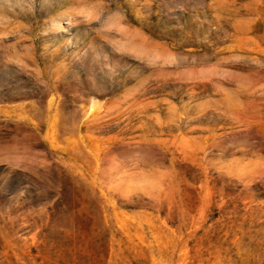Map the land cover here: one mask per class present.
Wrapping results in <instances>:
<instances>
[{"label": "rangeland", "instance_id": "rangeland-1", "mask_svg": "<svg viewBox=\"0 0 264 264\" xmlns=\"http://www.w3.org/2000/svg\"><path fill=\"white\" fill-rule=\"evenodd\" d=\"M0 264H264V0H0Z\"/></svg>", "mask_w": 264, "mask_h": 264}]
</instances>
